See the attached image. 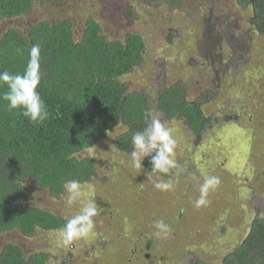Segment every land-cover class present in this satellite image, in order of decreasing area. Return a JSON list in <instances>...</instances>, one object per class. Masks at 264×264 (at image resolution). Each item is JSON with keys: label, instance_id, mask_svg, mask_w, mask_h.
I'll use <instances>...</instances> for the list:
<instances>
[{"label": "rangeland", "instance_id": "374dc122", "mask_svg": "<svg viewBox=\"0 0 264 264\" xmlns=\"http://www.w3.org/2000/svg\"><path fill=\"white\" fill-rule=\"evenodd\" d=\"M182 1L171 11L145 0H33L25 16L0 24V34L12 25L24 33L42 20L68 19L79 40L85 22L94 20L108 41L139 35L142 61L120 81L128 93L148 98L152 117L151 137L129 153L113 146L118 129L79 155L94 161L90 181L68 184L58 197L30 186L34 207L74 229L37 231L31 238L16 230L0 233V250L14 244L26 257L45 254L47 264H221L251 219L264 221V32L256 31L250 7L237 0ZM204 34L215 42L219 69L198 54ZM178 82L187 101L211 92L202 106L211 123L199 141L182 121L164 119L157 109L159 92ZM145 152L159 154L171 176L138 174L119 185L129 196L116 204L107 187L136 174ZM172 224L181 226L175 241L163 238Z\"/></svg>", "mask_w": 264, "mask_h": 264}, {"label": "trees", "instance_id": "16d2710c", "mask_svg": "<svg viewBox=\"0 0 264 264\" xmlns=\"http://www.w3.org/2000/svg\"><path fill=\"white\" fill-rule=\"evenodd\" d=\"M66 1L39 0L47 5ZM145 1L182 7L180 0ZM251 1L257 12L256 29L264 30V0H237L240 6ZM32 5L33 0H0V24L22 18ZM84 25L79 40L74 39L68 19L42 20L24 33L15 25L7 26L0 34V233L16 230L31 238L37 231L74 229V223L34 207L29 202L30 186L58 197L68 184H84L96 176L94 161L79 155L110 132L123 130L113 141L121 154L152 135L148 98L128 93L120 81L141 63L142 38L129 34L121 42H108L94 20ZM210 94L206 91L197 100L187 101L183 86L174 85L159 92L156 105L164 119L182 121L199 141L211 123L202 112ZM171 172L159 154L145 152L136 177L129 173L107 191H112L118 204L129 196L119 188L121 183L136 181L138 174L167 179ZM180 227L172 224L163 238L175 241ZM164 253L173 254L171 250ZM0 264H47V256L26 257L20 247L6 244L0 250ZM223 264H264L260 218L251 219L239 244L224 255Z\"/></svg>", "mask_w": 264, "mask_h": 264}, {"label": "flooded vegetation", "instance_id": "af4514ba", "mask_svg": "<svg viewBox=\"0 0 264 264\" xmlns=\"http://www.w3.org/2000/svg\"><path fill=\"white\" fill-rule=\"evenodd\" d=\"M181 1V3H182V6H183V1L182 0H180ZM148 3V2H147ZM157 4H164V5H166V7L169 9V10H171V11H178V10H180L181 8H170V6L168 7L167 6V4L166 3H157ZM237 4H238V6H240L239 5V3L237 2ZM250 7V10H251V14H252V18H253V23H254V26H255V29H256V24L255 23H257V18H256V14H257V12H256V10H255V7H254V5H253V2L251 1L249 4H247V5H244V6H240V7H242V8H245V7ZM127 15L129 16L130 14L129 13H127ZM263 17H264V14H263ZM97 23V22H96ZM99 26V25H98ZM99 29H100V27H99ZM256 31H257V29H256ZM260 31H264L263 29H261V30H259L258 29V32H260ZM211 34H213V33H211ZM129 35V34H128ZM134 35H137V34H134ZM205 35V38L203 39V43H198L197 44V48H198V50H200L199 51V55L200 54H203V55H205V57L208 59V61H209V64H210V67H211V69H212V64L215 62V65H216V67H218V69H219V63H218V61H216V59H217V49L215 48V42L213 41V38L212 37H210V34H204ZM142 38V37H141ZM107 40V39H106ZM108 41V40H107ZM108 42H112V41H108ZM203 46V47H202ZM216 51V52H215ZM221 63V62H220ZM218 71H220V70H218ZM173 85H177V86H183V84L181 83V82H178V83H175V84H173ZM183 88H184V92H185V95H186V90H185V87L183 86ZM261 219V218H260ZM262 221H263V219H261ZM264 222V221H263ZM221 264H223V261H222V263Z\"/></svg>", "mask_w": 264, "mask_h": 264}]
</instances>
